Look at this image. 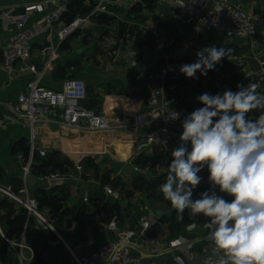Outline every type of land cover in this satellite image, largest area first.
<instances>
[{"label": "crops", "instance_id": "1", "mask_svg": "<svg viewBox=\"0 0 264 264\" xmlns=\"http://www.w3.org/2000/svg\"><path fill=\"white\" fill-rule=\"evenodd\" d=\"M116 1H106L108 8L114 12L113 15L105 14L114 18L110 24L100 23L99 18L94 17L83 23L74 34L61 43L59 47L61 57L44 81L46 86L60 89L68 77L83 78L88 86V95H95L101 101L99 111L96 112L105 115L112 127L99 132L76 131L55 124L37 127L39 141L47 149L46 157L55 152L58 161L63 162L65 159L72 161V165L64 164L62 169L55 171L49 169L43 173L72 171L75 162L81 161L85 165V174L76 175L56 186L46 187L42 183V186L36 187L34 196L40 195L43 190L47 192L56 190L57 195H64L65 198L62 201L61 218H57L59 223L55 224L59 234L54 233L57 240L38 255L32 244L27 241L35 252V259L31 264H42L41 254L45 251L49 254L51 264H69V252L65 244L75 249L79 255L86 256L103 243L115 238L116 232L108 230L106 224L115 219L121 228L135 227L143 216L156 223L153 228L156 233L152 235L161 241V245L157 246L158 250H164L167 247L165 243L170 240L185 239L197 240L193 250L197 257L214 252L212 243L200 240L207 236V229L203 226L206 218L202 215L191 218L188 210H185L181 219L180 214L172 208L160 216L152 213L151 208L154 205L170 204L164 197L159 196L162 194L159 186L155 192L148 193L149 204L145 209L136 206L137 195L142 190L133 186L134 179L140 177L152 181L162 178L165 181L172 157L153 149L142 152L138 150L140 140L151 129V125L140 127L116 125L128 120L133 121L151 90L158 86L159 82L148 79L147 73L161 66L165 55L170 56L171 63L178 69V78L168 83L166 96L174 95L177 98V103L171 107L181 114L177 129L183 131L184 117L203 106L196 99L199 95L203 93L222 95L224 91L236 88L238 84L246 86L251 82L259 86L263 83L257 77L259 67L256 62H252V67H244L240 65V61L254 54L264 58V47L260 41L230 38L218 32H209L193 23L167 19L173 8L169 4H160L158 0L154 7H149L148 1L143 0L132 9L120 6ZM232 1L254 14H264V0ZM26 2L30 1L13 6V15L19 14ZM9 9L11 8H0V37L6 41H11L15 34L12 20L1 15ZM144 23L146 26L138 30V26ZM159 23L170 24L171 33L159 30ZM64 24L66 21L63 18L57 29ZM122 25L127 27L126 31L121 32ZM139 33L143 39L153 35L154 41L151 46L137 47ZM52 38L55 41L54 36L45 35L38 38L34 45L33 61L42 62L46 56H42L40 49L43 42L46 43ZM158 42L164 45L163 50L158 48ZM212 45L231 50L221 61V66L225 65L227 68L210 70L206 76H201L197 72V79L187 78L180 72L182 65L197 60L198 50ZM133 48L140 52L139 58L142 63L138 69L132 67L130 63L129 52ZM1 62L0 51V183L19 187L24 179L25 164L19 159V155L26 159L30 158L31 131L27 121L12 122L5 119V116L11 114L18 93L25 88L31 75L26 73L10 76L2 69ZM224 62L226 64H223ZM83 104L85 105V102ZM258 115V112L250 114L253 119ZM38 156L35 154L33 157L31 172L37 178L38 175L34 174L33 168L37 164L34 158ZM138 160L141 163H137ZM144 162L147 163L144 165L142 164ZM199 175L203 179L193 192V200L198 199L200 193L210 188L207 168ZM113 182H119L121 185L115 186ZM107 187L117 190L118 195L110 193ZM123 189L134 194L127 198L123 195ZM216 191L221 194L218 189ZM85 194H88L89 201L84 200ZM225 198L232 199L226 195ZM116 205L120 207L119 212L115 211L109 218V208ZM13 206L16 212L20 210L18 205ZM43 208L49 210L55 223L56 218L53 217L51 208L47 206ZM64 210L68 212L62 213ZM6 213V208L0 202L1 227ZM3 231L9 236L7 231L4 229ZM50 232L52 231H41L44 235ZM9 237L16 240L20 238ZM19 252L21 251L17 247L5 243L0 236L1 264H20ZM23 253L30 255L28 250ZM173 254L174 252L155 258L147 257L144 261L146 264H172Z\"/></svg>", "mask_w": 264, "mask_h": 264}, {"label": "built area", "instance_id": "2", "mask_svg": "<svg viewBox=\"0 0 264 264\" xmlns=\"http://www.w3.org/2000/svg\"><path fill=\"white\" fill-rule=\"evenodd\" d=\"M90 2L91 0H85ZM107 0H96L95 7L88 14H78L69 24L57 29L64 13L68 10L70 0H41L30 1L23 5L22 11L13 15L11 6L2 16L12 20L15 34L11 41L0 37V51L2 55L1 67L10 76L30 73L25 88L18 93L17 102L12 106L10 115L5 116L12 122L27 121L31 131L30 158L19 155L24 162V179L19 187L0 183V197L27 211L28 220H33V227L37 231H52L58 234L56 226L50 216L49 210L41 207L39 199L31 195L27 178L32 172L33 157L47 156V149L39 141V125H59L63 128L76 131L99 132L112 127L110 121L103 114L86 107L83 102L88 97V86L83 78H66L60 89H53L45 85L44 81L56 61L61 57L59 47L63 41L74 34L81 25L101 14L113 15L108 8ZM143 0H117L120 6L132 9ZM160 4H169L173 11L167 19L193 23L203 27L209 32H218L226 37L240 38L251 41H260L264 47V14H254L245 7L232 0H158ZM153 29V28H152ZM54 36L55 41L43 42L40 49L42 62L32 60L34 45L38 38ZM163 50L164 45L157 43ZM130 63L134 68L141 66L140 52L133 48L129 52ZM252 62L258 65L257 77L263 81L257 91L264 93V58L252 55L240 61L241 66L252 67ZM178 69L171 63L169 55L164 56V63L157 69L147 73L148 79L159 82L142 104L141 110L135 115L133 121L123 122L118 127H140L151 125V129L144 135L138 144L139 151L155 150L171 156L172 149L180 145L181 130L177 129L181 114L179 111H169L168 108L177 103L174 95L166 96V87L169 82L175 81ZM237 91V87L231 89ZM179 113L178 119L172 118V113ZM172 157V156H171ZM72 171H56L39 174L38 178L46 187L56 186L76 175L85 174V165L81 161L74 164ZM110 193L118 195L117 190L107 187ZM84 200L89 201L88 194ZM155 221L147 216L141 217L135 227L121 228L116 220L106 224L108 230L116 232L115 238L103 243L86 256L65 244L69 252V264H146L144 259L155 258L163 254L173 253L172 264H217L220 253L212 252L197 257L193 251L197 240L174 239L168 241L167 247L160 251L157 249L161 241L152 235ZM25 226L18 240L6 235L1 227L0 236L5 243L19 249L20 264H31L35 259L33 248L27 243ZM191 228V226L189 227ZM59 235V234H58ZM200 240L210 242L206 237ZM211 243V242H210ZM28 250L30 255L23 252ZM42 264H51L47 251L41 254ZM1 264V263H0Z\"/></svg>", "mask_w": 264, "mask_h": 264}, {"label": "clouds", "instance_id": "3", "mask_svg": "<svg viewBox=\"0 0 264 264\" xmlns=\"http://www.w3.org/2000/svg\"><path fill=\"white\" fill-rule=\"evenodd\" d=\"M230 51L204 47L180 72L192 79L197 72L206 76ZM257 87L249 82L238 84L237 91L196 97L203 106L184 117L180 145L172 149L160 185L181 219L185 210L191 218H206L207 239L221 254L217 264H264V93ZM253 112L259 113L254 119ZM171 115L179 118V113ZM205 168L210 188L193 200Z\"/></svg>", "mask_w": 264, "mask_h": 264}, {"label": "trees", "instance_id": "4", "mask_svg": "<svg viewBox=\"0 0 264 264\" xmlns=\"http://www.w3.org/2000/svg\"><path fill=\"white\" fill-rule=\"evenodd\" d=\"M149 3V7H154L156 6V0H147ZM96 5V2L94 0H91L89 4H86L85 0H70V3L68 4V10L64 13L63 18L66 21V24H69L72 22L75 17L78 14H88ZM139 8H141L139 6ZM97 18H99L100 23H107L110 24L113 21V17H108L105 14L99 15ZM159 30H163L166 32L171 33V25L170 24H164V23H159L158 24ZM127 27L122 25L121 32L126 31ZM154 41L153 35H149L146 39H143L141 34L139 33L137 35V41L136 45L137 47H142L144 45H149L151 46L152 42ZM85 106L93 109L95 111H99V104H100V99H98L95 95H88L87 99L84 101ZM52 154L50 157H40L38 156L37 158H34V161H37V164L35 168H33V172L36 175L43 174V171L49 170L50 171H55L57 169H62L64 164L72 165V161H69L65 159L63 162H60L57 160V156ZM153 162V161H152ZM137 163H141L139 160ZM147 163V162H146ZM145 162L142 164H146ZM155 164V162H153ZM49 173V171L45 172ZM0 176H1V171H0ZM165 181L162 180V178H157L154 180H147L145 178H140L137 177L133 181V186L137 189L140 190H145L148 193L150 191L155 192L158 186ZM115 186H120L121 184L119 182H113ZM56 190L47 192V191H42L40 195L36 196L39 201L41 207H50L52 212H53V217L56 218L54 224H58L59 220L57 218H61V209H62V201L64 200L65 196L64 195H57L55 193ZM160 197H163V195H159ZM158 197V195H157ZM0 202L3 205L4 208H6L7 213L5 215V219L2 222V227L9 236L11 237H18L21 236L22 232L25 229V226H27V232H26V239L29 243L32 244V246L35 249L36 254L38 255L41 253V251L48 249L54 241L57 240V236L53 233L50 232L48 235H44L41 232L37 231L33 227V220L31 219L30 221L28 220V214L27 211L23 208H21L18 212L14 209L13 202H10L7 198H0ZM110 210V215L109 218L112 217L115 214V211L119 212L120 207L119 205L112 206L109 208ZM68 210L62 211V213H67ZM152 234L154 235L156 231L152 229Z\"/></svg>", "mask_w": 264, "mask_h": 264}, {"label": "water", "instance_id": "5", "mask_svg": "<svg viewBox=\"0 0 264 264\" xmlns=\"http://www.w3.org/2000/svg\"><path fill=\"white\" fill-rule=\"evenodd\" d=\"M23 1L24 0H0V8L16 6ZM168 110L174 111L175 109L170 107L168 108ZM27 183H28V188L30 190L31 195L34 194L37 186H42V181L39 178L35 177L33 174L28 175ZM170 208L171 206L168 203H159V204L154 205L151 208V211L154 215L160 216L164 214L165 212L169 211Z\"/></svg>", "mask_w": 264, "mask_h": 264}, {"label": "rangeland", "instance_id": "6", "mask_svg": "<svg viewBox=\"0 0 264 264\" xmlns=\"http://www.w3.org/2000/svg\"><path fill=\"white\" fill-rule=\"evenodd\" d=\"M24 1H34V0H24ZM35 1H37V0H35ZM144 22H145V20H144ZM144 26H146V23H144V24H142V25H140V26H138V30L140 29V28H142V27H144ZM136 31V30H135ZM144 37V36H143ZM186 63H187V61H186ZM223 64H226V62H224ZM222 64H221V62L219 63V64H217V66H216V68L215 69H219V70H221V69H223V68H227V67H225V65L222 67L221 66ZM123 192H124V196L125 197H127V198H130V197H128L130 194H134L132 191H128V190H125V189H123ZM138 193V192H137ZM138 201L135 203L136 204V206L137 207H142V208H144L145 209V206H147V204H149V194H148V192H146L145 190H142V192H139L138 193ZM124 197V198H125ZM53 219V218H52Z\"/></svg>", "mask_w": 264, "mask_h": 264}]
</instances>
